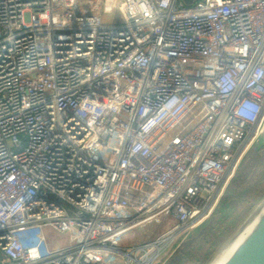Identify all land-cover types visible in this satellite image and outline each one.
<instances>
[{"label": "built area", "instance_id": "2783aa9c", "mask_svg": "<svg viewBox=\"0 0 264 264\" xmlns=\"http://www.w3.org/2000/svg\"><path fill=\"white\" fill-rule=\"evenodd\" d=\"M263 129L264 0H0V264H162Z\"/></svg>", "mask_w": 264, "mask_h": 264}, {"label": "rangeland", "instance_id": "374dc122", "mask_svg": "<svg viewBox=\"0 0 264 264\" xmlns=\"http://www.w3.org/2000/svg\"><path fill=\"white\" fill-rule=\"evenodd\" d=\"M120 20L118 11L111 14ZM264 194V145L260 142L251 143L243 153L235 173L225 185L219 203L213 214L202 224L189 230L179 240V246L173 255L162 264H198L207 263L215 250L227 239L233 229L245 218ZM176 222L168 217L161 223H151L132 232L123 241L129 245L140 243L149 236L155 237L167 230ZM40 228L31 227L20 232L21 238L27 243L39 241ZM46 242L41 245L42 253L53 250L62 236L50 227L45 231ZM181 246V247H180ZM180 247V252H177ZM175 258V260H174Z\"/></svg>", "mask_w": 264, "mask_h": 264}, {"label": "water", "instance_id": "95a60500", "mask_svg": "<svg viewBox=\"0 0 264 264\" xmlns=\"http://www.w3.org/2000/svg\"><path fill=\"white\" fill-rule=\"evenodd\" d=\"M256 142L264 145V129ZM198 264H264V194L215 250L211 259Z\"/></svg>", "mask_w": 264, "mask_h": 264}, {"label": "flooded vegetation", "instance_id": "af4514ba", "mask_svg": "<svg viewBox=\"0 0 264 264\" xmlns=\"http://www.w3.org/2000/svg\"><path fill=\"white\" fill-rule=\"evenodd\" d=\"M181 247V246H180ZM180 247L178 248L177 252H180Z\"/></svg>", "mask_w": 264, "mask_h": 264}, {"label": "bare ground", "instance_id": "6f19581e", "mask_svg": "<svg viewBox=\"0 0 264 264\" xmlns=\"http://www.w3.org/2000/svg\"><path fill=\"white\" fill-rule=\"evenodd\" d=\"M219 259H217V261H218Z\"/></svg>", "mask_w": 264, "mask_h": 264}]
</instances>
